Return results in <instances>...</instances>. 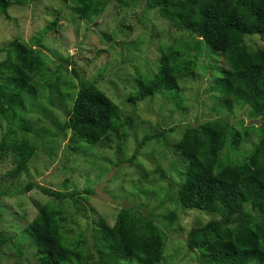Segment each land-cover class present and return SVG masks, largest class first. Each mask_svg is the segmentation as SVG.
Wrapping results in <instances>:
<instances>
[{
    "label": "trees",
    "instance_id": "16d2710c",
    "mask_svg": "<svg viewBox=\"0 0 264 264\" xmlns=\"http://www.w3.org/2000/svg\"><path fill=\"white\" fill-rule=\"evenodd\" d=\"M27 2L0 0V14L9 19L12 7ZM65 2L85 22L101 18L112 3L120 9L143 6L144 16L156 13L180 34L176 45L160 46L157 73L152 78L139 77L129 103L138 105L149 99L164 98L174 102V110L187 112L181 83L197 77L198 56H213L218 94L211 98V103L217 116L224 110L234 113L239 106L248 109L258 122L248 125L241 120L236 125L226 114V119L197 120L144 136L126 163L133 164L146 144L154 139L168 148V137L183 129L175 145L185 164L182 182L151 190L145 189L147 181L140 179L141 190H133L132 198H156L157 205L149 208L144 202H124L112 226L104 220L94 222V227H88L76 240L62 226L59 208L44 206L22 230L38 264H161L170 239L169 230L177 217L175 210L160 215L167 204L215 216L188 234V248L192 253L198 252L199 264H264V0ZM57 23L56 20L47 30L54 29ZM123 42L120 46L125 45ZM0 53L3 54L0 166L11 156L13 168L7 176L15 179L28 170L38 153L31 139L28 113L30 103L39 97L48 64L36 48L20 40L10 42ZM76 61L66 60L79 80V88L62 123V131L70 134L71 145L77 144V139L86 140L114 151L117 156L116 151L122 150L131 135L134 120L100 90L101 79L82 78ZM250 142L248 152L239 151ZM87 147L85 142L83 148ZM123 163L117 160L115 168L125 166ZM35 189L54 200L72 202L86 217L83 199L97 196L95 189L63 193L36 182L29 183L25 192ZM5 195L0 190V202ZM249 203L252 212H248ZM15 237L16 234L0 229V255L6 248H14L23 256L24 250L14 244Z\"/></svg>",
    "mask_w": 264,
    "mask_h": 264
},
{
    "label": "rangeland",
    "instance_id": "374dc122",
    "mask_svg": "<svg viewBox=\"0 0 264 264\" xmlns=\"http://www.w3.org/2000/svg\"><path fill=\"white\" fill-rule=\"evenodd\" d=\"M70 5L65 0H28L23 6L12 7L9 19L0 14V49L14 40L24 41L36 48L48 64L41 77L43 87L39 97L30 103L28 113L31 139L38 153L28 170L15 179L7 176L13 168L11 156L0 166V190L6 194L0 202V229L16 234L14 244L24 250L20 256L14 248H6L0 255V264H38L22 230L44 206L59 208L62 226L71 239L76 240L86 233L88 227L93 228L94 222L104 220L112 226L124 202H144L149 208L157 205L159 201L156 198H132V191L141 190L140 179H145L144 188L151 190L182 182L185 164L175 145L183 129L168 137V148L154 139L146 144L133 164L126 163L134 156L144 136H153L160 130L197 120L226 119V114L236 125L241 120L248 125L258 122L248 109L239 106L234 113L224 110L217 116L211 103V98L218 94L214 83L216 62L213 56H198L197 77L181 83L187 112L174 110V102L164 98L149 99L138 105L129 103V95L137 89L139 77L152 78L157 73L160 46L176 45L180 34L158 14L144 16L143 6L120 9L112 3L101 18L84 22L73 14ZM56 20V27L47 30ZM123 41L125 45L120 46ZM258 43L261 44L260 41ZM72 58L77 60L82 78L101 79L100 90L134 120L130 137L122 150L116 151L118 159L114 151L97 143L77 139L78 143L71 145L70 134L62 131V123L79 88V80L66 63ZM2 59L3 54L0 53V61ZM219 66L223 65L219 62ZM85 142L88 144L86 149L83 148ZM251 145L250 142L239 151L248 152ZM117 160L124 162L125 166L116 169ZM31 182L63 193L95 189L97 196L83 199L86 217L68 200H54L38 189L26 193ZM246 206L248 212H252V204ZM170 210L177 211V217L169 230L170 239L161 264H199L198 252L192 253L188 248V234L215 216L170 204L165 205L160 215Z\"/></svg>",
    "mask_w": 264,
    "mask_h": 264
},
{
    "label": "clouds",
    "instance_id": "9594fccd",
    "mask_svg": "<svg viewBox=\"0 0 264 264\" xmlns=\"http://www.w3.org/2000/svg\"><path fill=\"white\" fill-rule=\"evenodd\" d=\"M78 17V16H77ZM80 19V18H79ZM81 20V19H80ZM83 21V20H82ZM85 22V21H84Z\"/></svg>",
    "mask_w": 264,
    "mask_h": 264
}]
</instances>
